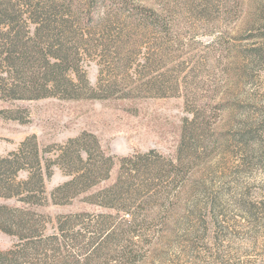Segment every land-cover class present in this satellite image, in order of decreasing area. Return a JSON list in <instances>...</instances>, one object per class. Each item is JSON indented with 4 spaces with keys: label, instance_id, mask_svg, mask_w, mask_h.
Instances as JSON below:
<instances>
[{
    "label": "trees",
    "instance_id": "trees-1",
    "mask_svg": "<svg viewBox=\"0 0 264 264\" xmlns=\"http://www.w3.org/2000/svg\"><path fill=\"white\" fill-rule=\"evenodd\" d=\"M196 4L203 15L215 13L227 24L264 28V0H0V99H96L119 91L128 96L132 90H117L126 81L111 75V69L128 64L131 30L165 39L180 8ZM261 35L245 39H264ZM250 49L264 54V44ZM93 56H101L107 68V74L101 69L97 86L84 66ZM158 56L149 53L143 65L157 64ZM248 77L242 74L238 83ZM225 99L224 111H242L232 139L264 168V102L247 92L241 99ZM189 124L197 129L207 124L203 129L211 132V144L221 134L199 113ZM204 149L207 153L210 146ZM200 155L195 152L196 158ZM189 165L180 156L173 159L155 150L111 154L88 131L49 146H42L36 135L27 136L0 156V230L16 238L12 247L0 249V264H95L106 244L111 254L101 264H136L144 257L142 238L161 230L173 215ZM55 167L67 180L48 195L46 182ZM104 182L109 183L97 189ZM82 195L103 211L59 215L48 232L47 215L39 208Z\"/></svg>",
    "mask_w": 264,
    "mask_h": 264
},
{
    "label": "rangeland",
    "instance_id": "rangeland-1",
    "mask_svg": "<svg viewBox=\"0 0 264 264\" xmlns=\"http://www.w3.org/2000/svg\"><path fill=\"white\" fill-rule=\"evenodd\" d=\"M200 10L197 4L181 7L165 39L156 32L131 30L128 64L111 69V75L126 81L116 89L132 90L128 96L119 91L96 99H0V156L30 135L49 146L88 131L117 156L155 150L192 164L173 215L161 230L142 238L144 257L136 264H264V168L232 139L242 116L240 108L231 114L221 105L227 95L241 99L246 92L264 102V54L250 49L263 45L264 39H245L250 34L262 36L264 28L244 29ZM149 53H158L159 61L145 67ZM101 58L90 57L84 64L94 86L101 82V69L107 74ZM245 73L248 79L238 83ZM195 113L221 132L215 144L210 142L211 132L203 129L207 124L201 129L189 124ZM15 115L18 118L11 117ZM205 146H210L207 153ZM195 152L201 155L196 158ZM116 172L117 167L111 180ZM66 180L55 167L46 182L48 195ZM83 197L40 207L47 215L48 232L54 230L59 215L103 211ZM15 242L0 230V249ZM110 254L106 244L95 264L108 261Z\"/></svg>",
    "mask_w": 264,
    "mask_h": 264
}]
</instances>
